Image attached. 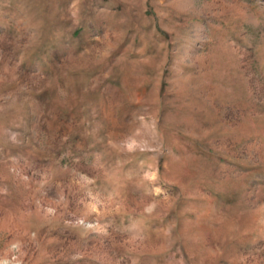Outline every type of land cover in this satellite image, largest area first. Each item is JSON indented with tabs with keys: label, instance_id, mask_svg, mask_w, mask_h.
<instances>
[{
	"label": "rangeland",
	"instance_id": "374dc122",
	"mask_svg": "<svg viewBox=\"0 0 264 264\" xmlns=\"http://www.w3.org/2000/svg\"><path fill=\"white\" fill-rule=\"evenodd\" d=\"M0 264H264V0H0Z\"/></svg>",
	"mask_w": 264,
	"mask_h": 264
}]
</instances>
